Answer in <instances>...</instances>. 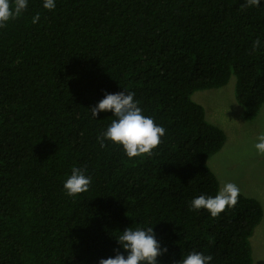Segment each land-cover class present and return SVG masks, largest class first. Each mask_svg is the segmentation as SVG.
Listing matches in <instances>:
<instances>
[{
    "label": "trees",
    "instance_id": "16d2710c",
    "mask_svg": "<svg viewBox=\"0 0 264 264\" xmlns=\"http://www.w3.org/2000/svg\"><path fill=\"white\" fill-rule=\"evenodd\" d=\"M28 0L0 28V264H99L124 230L154 227L177 264L192 251L210 264H253L261 201L240 192L218 217L191 208L215 196L208 159L226 140L194 91L236 76L244 120L264 104V0ZM39 14V21L33 17ZM259 40V49L253 42ZM135 93L165 129L151 156L129 158L98 137L113 111L91 112L106 93ZM73 168L91 178L69 196Z\"/></svg>",
    "mask_w": 264,
    "mask_h": 264
},
{
    "label": "clouds",
    "instance_id": "9594fccd",
    "mask_svg": "<svg viewBox=\"0 0 264 264\" xmlns=\"http://www.w3.org/2000/svg\"><path fill=\"white\" fill-rule=\"evenodd\" d=\"M261 0H246L245 7L259 6ZM55 0H44L43 7L49 10L55 8ZM28 0H0V28L7 26L10 20H14L27 10ZM39 14L33 17V23L39 21ZM260 41L253 42V48L259 49ZM135 93L121 91L115 94L106 93L98 105L91 108L92 115L97 117L101 111H113L114 117L107 130L98 137L101 147L104 140H110L122 145L127 156L143 157L151 156L153 150L161 144V137L165 135V129L158 126L154 119L143 114L139 102L134 99ZM259 142L255 148L264 154V134L259 136ZM91 178L84 174L81 168H73L70 177L64 183V189L72 197L89 190ZM240 188L232 182L223 185L215 196L200 195L191 202V208L195 210L206 209L212 217H218L229 207H235L238 203ZM123 249L127 251V257L116 249L115 257L101 258L99 264H158V256L167 252V248H161L156 239L154 227L127 228L117 237ZM213 257L202 252L192 251L177 264H210Z\"/></svg>",
    "mask_w": 264,
    "mask_h": 264
},
{
    "label": "rangeland",
    "instance_id": "374dc122",
    "mask_svg": "<svg viewBox=\"0 0 264 264\" xmlns=\"http://www.w3.org/2000/svg\"><path fill=\"white\" fill-rule=\"evenodd\" d=\"M236 76L220 87L199 89L192 98L200 103L206 118L226 134L222 148L207 161L220 181V189L235 183L240 192L258 198L264 209V154L255 144L264 134V104L253 120H244L242 107L236 99ZM253 264H264V214L251 237Z\"/></svg>",
    "mask_w": 264,
    "mask_h": 264
}]
</instances>
